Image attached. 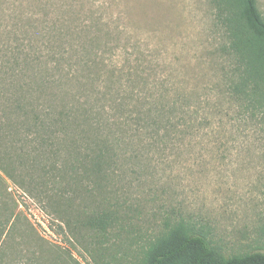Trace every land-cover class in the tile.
Wrapping results in <instances>:
<instances>
[{
  "label": "rangeland",
  "instance_id": "obj_1",
  "mask_svg": "<svg viewBox=\"0 0 264 264\" xmlns=\"http://www.w3.org/2000/svg\"><path fill=\"white\" fill-rule=\"evenodd\" d=\"M216 3L0 0V49H13L16 37L31 43L39 55L30 51L26 74L52 82L56 107L109 105L131 89L147 98L144 79L163 102L184 94L194 113L163 141L133 136L107 190L71 199L74 212L116 213L105 235L80 229L73 238L37 192L39 171L24 170L34 196L0 173V264H141L177 223L226 254L264 253V98L229 95L235 62ZM256 6L264 20V0ZM101 63L110 68L95 78ZM125 127L121 137L132 135Z\"/></svg>",
  "mask_w": 264,
  "mask_h": 264
},
{
  "label": "trees",
  "instance_id": "obj_2",
  "mask_svg": "<svg viewBox=\"0 0 264 264\" xmlns=\"http://www.w3.org/2000/svg\"><path fill=\"white\" fill-rule=\"evenodd\" d=\"M216 2L217 20L227 41L224 50L235 62L237 83L227 86L228 93L258 103L264 98V20L256 0ZM15 44L13 49H0V138L6 137L0 142V173L34 196L33 185L24 182V170L39 171L34 176L37 192L73 238H78L80 229L105 235L114 226L116 213L98 208L74 212L71 199L83 192L107 190L118 169V153L135 142L133 136L163 141L170 131L185 128L194 115L189 99L181 94L163 102L143 79L147 98L131 89L110 99L109 105L98 104L96 98L89 108L73 107L70 102L56 107L52 82L26 74L34 50L31 43L23 47L16 37ZM102 67L110 65L101 63L95 78L105 75ZM123 126L132 135L124 132L121 137ZM138 138L140 142L142 137ZM34 177L28 175L30 180ZM141 264H264V253L226 254L205 235L177 223L147 247Z\"/></svg>",
  "mask_w": 264,
  "mask_h": 264
}]
</instances>
